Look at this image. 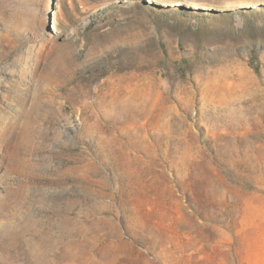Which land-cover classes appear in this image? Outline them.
Returning <instances> with one entry per match:
<instances>
[{
	"label": "rangeland",
	"instance_id": "rangeland-1",
	"mask_svg": "<svg viewBox=\"0 0 264 264\" xmlns=\"http://www.w3.org/2000/svg\"><path fill=\"white\" fill-rule=\"evenodd\" d=\"M264 229V0H0V264H244Z\"/></svg>",
	"mask_w": 264,
	"mask_h": 264
},
{
	"label": "crops",
	"instance_id": "crops-1",
	"mask_svg": "<svg viewBox=\"0 0 264 264\" xmlns=\"http://www.w3.org/2000/svg\"><path fill=\"white\" fill-rule=\"evenodd\" d=\"M260 232L256 242L246 252L244 264H264V229Z\"/></svg>",
	"mask_w": 264,
	"mask_h": 264
}]
</instances>
